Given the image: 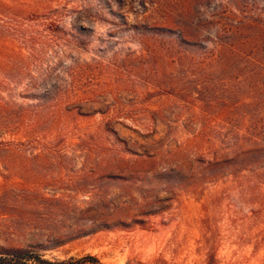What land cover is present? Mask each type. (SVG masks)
Returning a JSON list of instances; mask_svg holds the SVG:
<instances>
[{"label": "rangeland", "instance_id": "1", "mask_svg": "<svg viewBox=\"0 0 264 264\" xmlns=\"http://www.w3.org/2000/svg\"><path fill=\"white\" fill-rule=\"evenodd\" d=\"M251 20L264 0H0V252L264 264V154L229 160L264 120V35L225 28Z\"/></svg>", "mask_w": 264, "mask_h": 264}, {"label": "trees", "instance_id": "2", "mask_svg": "<svg viewBox=\"0 0 264 264\" xmlns=\"http://www.w3.org/2000/svg\"><path fill=\"white\" fill-rule=\"evenodd\" d=\"M252 23H245L240 21H235L236 23L233 24H225V28L228 34V40L232 39L236 35H254L253 30L260 29V33L264 35V21L263 20H251ZM237 24V25H234ZM170 26V25H169ZM222 30V29H221ZM225 30V31H226ZM224 31V32H225ZM258 36V34H257ZM256 36V37H257ZM222 36L220 32H218V35L216 36L217 40H221ZM220 44H222L220 41H218ZM188 42L184 41L182 38L180 41L176 42L177 45H188ZM225 46V45H224ZM253 126L257 130V135L249 137L248 139V148H245L242 151H238L234 153V155L229 158L230 161H235L240 159L241 157H245V160H253L254 157L256 158L260 154H264V120L256 119ZM261 124V125H259ZM12 142H8L7 146L10 145ZM134 162V172H140V174H151L154 172V162L155 157L154 156H138ZM259 162H261L259 160ZM97 264L98 260L93 256H87L80 260H69V261H60L53 263L51 261L45 260L42 258L40 254H38L36 248H27V249H19V248H8V249H2L0 252V264ZM127 264H143L140 262H128ZM157 264H170L165 261H160ZM209 264H218L215 257H211V260Z\"/></svg>", "mask_w": 264, "mask_h": 264}]
</instances>
